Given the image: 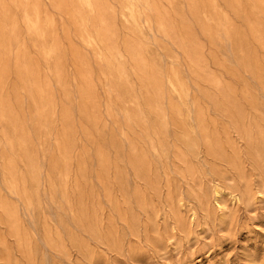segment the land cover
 Listing matches in <instances>:
<instances>
[{"label": "rangeland", "instance_id": "1", "mask_svg": "<svg viewBox=\"0 0 264 264\" xmlns=\"http://www.w3.org/2000/svg\"><path fill=\"white\" fill-rule=\"evenodd\" d=\"M0 264H264V0H0Z\"/></svg>", "mask_w": 264, "mask_h": 264}, {"label": "bare ground", "instance_id": "2", "mask_svg": "<svg viewBox=\"0 0 264 264\" xmlns=\"http://www.w3.org/2000/svg\"><path fill=\"white\" fill-rule=\"evenodd\" d=\"M231 199L233 200V202H239L240 199L237 195H231ZM219 209L222 210L223 209V206L222 205H219Z\"/></svg>", "mask_w": 264, "mask_h": 264}]
</instances>
